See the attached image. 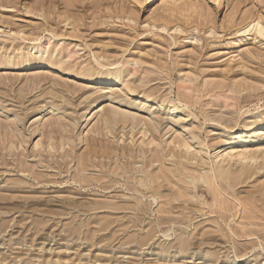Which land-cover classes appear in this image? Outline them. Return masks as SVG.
<instances>
[{
    "label": "rangeland",
    "instance_id": "374dc122",
    "mask_svg": "<svg viewBox=\"0 0 264 264\" xmlns=\"http://www.w3.org/2000/svg\"><path fill=\"white\" fill-rule=\"evenodd\" d=\"M255 21L264 0H0V264H264Z\"/></svg>",
    "mask_w": 264,
    "mask_h": 264
},
{
    "label": "bare ground",
    "instance_id": "6f19581e",
    "mask_svg": "<svg viewBox=\"0 0 264 264\" xmlns=\"http://www.w3.org/2000/svg\"><path fill=\"white\" fill-rule=\"evenodd\" d=\"M242 29H243V28H242ZM254 29H256L258 32L264 34V25H263L260 21L251 22L250 25H249L245 30H242V31H239V32H241V33L244 35L246 32L252 31V30H254ZM41 45H42V44L39 43L38 46H41ZM112 78H113V77H112ZM112 78H111V77H105V76L98 77V79H100L101 81H105V82H106V80H107V81H113ZM110 79H112V80H110ZM114 81H115V80H114ZM96 101H97V100H96ZM175 108L178 109L179 107L175 106L174 109H175ZM180 109H181V108H180ZM114 110H117V108L114 109ZM114 110H113V111H114ZM119 110H120V109H119ZM122 110H123V109H122ZM117 111H118V110H117ZM117 111H114V112L119 113V114L121 113V112H117ZM129 112H130V111H129ZM116 113H114V115H117ZM119 114H118V116H119ZM131 114H133V113L131 112ZM135 115H136V114H135ZM121 116H123V115L121 114L119 117H121ZM125 116H126V115H125ZM127 117H129V116H127ZM127 117H126V118L122 117V119L124 118V120H125V119L128 120ZM138 118H139V117H138ZM138 118H137L136 120H140V119H138ZM127 120H126V121H127ZM141 120H142V118H141ZM134 122H135V121H134ZM152 122H153V121H152ZM154 122H155V121H154ZM117 123H118V122H117ZM148 123H149V122H148ZM150 124L152 125L153 123L150 122ZM156 124H157V123H156ZM156 124H155V125H156ZM155 125H154V126H155ZM260 125H261V124H260ZM156 126L158 127V125H156ZM156 126H155V127H156ZM147 127H148V125L146 126V128H147ZM260 128H261V127H260ZM151 129H152V128H151ZM151 129H150V131H151ZM145 130H149V129H145ZM257 131H258V130H256L255 133H257ZM147 132H148V131H147ZM147 132H146V133H147ZM254 135H255V134H254ZM254 135H253V136H254ZM256 135H257V134H256ZM246 136H247V135H246ZM257 136H258V135H257ZM246 138H247V137H246ZM248 138H249V137H248ZM181 140H182V139H181ZM239 141H240L241 143H245V142H247L248 140L245 139V138H240ZM178 144H180V143H178ZM182 144H183V143H182ZM62 145H63V144H62ZM189 145H191V144L189 143V144H186V145H185V146H187V152H188V149H189L188 147H190ZM51 147H53V145H51ZM54 147H55V146H54ZM62 147H63V146H62ZM64 147H65V146H64ZM191 149H192V148H191ZM242 150H243V149H242ZM232 151H233V150H232ZM232 151L226 153V155L229 154L228 156L232 157V155H233V153H234V152L232 153ZM193 152H194V151H193ZM67 153H68V152H67ZM67 153H66V154H67ZM235 153H236V152H235ZM235 153H234V154H235ZM245 153H246L245 151L239 152L238 156H239L240 158H242V156H244ZM247 153H248V152H247ZM40 154H41V153H40ZM190 154H191V153H190ZM174 156H175V155H174ZM193 156H194V154H193ZM224 156H225V154H224ZM234 156H236V155H234ZM234 156H233V157H234ZM220 157H221V156H220ZM225 157H226V156H225ZM245 157H247V156L245 155ZM190 158H192V155L190 156ZM226 158H228V157H226ZM243 158H244V157H243ZM159 159H160V158H159ZM193 159H194V157H193ZM239 160H240V159H239ZM241 160H242V159H241ZM242 161H243V160H242ZM187 168H188V167H187ZM194 170H195V169H194ZM225 170H231V168H230V169H225ZM230 172H232V170H231ZM161 174H162V173H161ZM226 174H227V173H226ZM226 174H225V175H226ZM228 175H230V174H228ZM165 176H167V175H165ZM168 176H169V175H168ZM221 177H224V176L221 175ZM145 178H146V177H145ZM152 178H153V177H152ZM184 178H185V177H184ZM202 178H204L203 175H202ZM158 179H159V178H158ZM158 179H157V181H158ZM178 179H179V178H178ZM153 180H154V178H153ZM162 181H163V180H162ZM164 181H165V180H164ZM164 181L161 182V180H160V184H163ZM152 182H154V181H152ZM152 182H151L150 184H152ZM155 182H156V181H155ZM205 183H206V182H205ZM209 183H210V181H209ZM158 185H159V183H158ZM158 185H157V186H158ZM165 185H166V183H165ZM151 186H152V185H151ZM151 186H150V187H151ZM161 186H162V185H161ZM161 186H160V187H161ZM206 186H207V185H206ZM165 187H166V186H165ZM166 188H168V187H166ZM166 188H164V189H166ZM152 189H153V191H155V190H154V187H153ZM162 189H163V188H162ZM189 189H190V188H189ZM189 189H188V190H189ZM183 190H184V188H183ZM161 191H162V190H161ZM161 191H160V192H161ZM185 191H186V190H185ZM162 192H163V191H162ZM155 195H156V193H155ZM157 195H158V193H157ZM181 196H182V194H181ZM184 196H185V195H184ZM63 197H64V196H63ZM179 197H180V196H179ZM179 197L177 196V198H179ZM106 198H107V197H106ZM155 198H156V197H155ZM107 199H108V198H107ZM109 199H110V198H109ZM96 201H97V200H96ZM42 204H43V203H42ZM3 211H4V210H3ZM9 212H10V211H9ZM183 245H184V243L181 242V246H182V247H183ZM198 249H201V248H198Z\"/></svg>",
    "mask_w": 264,
    "mask_h": 264
}]
</instances>
